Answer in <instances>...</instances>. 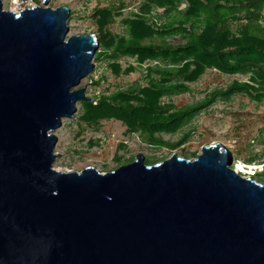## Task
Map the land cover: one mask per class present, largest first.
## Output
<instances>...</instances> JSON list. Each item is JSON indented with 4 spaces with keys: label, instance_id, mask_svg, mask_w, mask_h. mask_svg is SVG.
Masks as SVG:
<instances>
[{
    "label": "water",
    "instance_id": "water-1",
    "mask_svg": "<svg viewBox=\"0 0 264 264\" xmlns=\"http://www.w3.org/2000/svg\"><path fill=\"white\" fill-rule=\"evenodd\" d=\"M49 2L0 0V264H264V180L219 141L194 159L54 167L53 132L93 102L78 87L100 42Z\"/></svg>",
    "mask_w": 264,
    "mask_h": 264
},
{
    "label": "trees",
    "instance_id": "trees-1",
    "mask_svg": "<svg viewBox=\"0 0 264 264\" xmlns=\"http://www.w3.org/2000/svg\"><path fill=\"white\" fill-rule=\"evenodd\" d=\"M120 11L112 5L96 7L93 12L100 42L94 61L130 57L137 58L139 66L148 60L165 64L147 67L149 82L145 87L94 96L92 103L81 102L82 122L98 128L104 120H121L128 133H139L149 144L177 150L195 130L176 142L164 140L163 134H177L195 114L217 101H229L236 94L264 101V0H142L138 11L121 21L124 30L118 35L112 28L123 16ZM109 68L116 76L122 73L119 63ZM209 68L252 76L216 89L193 105L176 108L163 102L167 96L189 90L186 82H195ZM135 70L133 66L127 69ZM91 83L97 86L100 81L91 78ZM225 147L235 157L233 167L238 163L254 165L237 158L245 149ZM125 148L123 144L120 150ZM150 160H146L148 164L157 162ZM256 178L260 177H254L259 181Z\"/></svg>",
    "mask_w": 264,
    "mask_h": 264
},
{
    "label": "rangeland",
    "instance_id": "rangeland-1",
    "mask_svg": "<svg viewBox=\"0 0 264 264\" xmlns=\"http://www.w3.org/2000/svg\"><path fill=\"white\" fill-rule=\"evenodd\" d=\"M44 0H4L5 10L21 11L28 7L43 6ZM142 0H50L49 7L55 9L67 6L74 13L68 20L69 35L97 33V25L92 18L96 7L108 8L115 5L121 8L123 14L118 18L112 30L115 34H122L124 18L138 11ZM183 6L182 8H184ZM264 27V22H262ZM97 35V34H96ZM146 43H149L148 41ZM119 63L122 67L120 76L112 73L110 64ZM137 58L119 57L116 60L106 58L100 62L94 61L93 72L78 88L85 87L86 96L91 98L101 94L113 95L118 91H128L136 86L145 87L148 84L147 67L161 65L163 61L148 60L139 66ZM133 66V72L127 69ZM252 75H230L216 68H209L195 82H186L189 90L167 96L163 102L176 108L193 105L204 100L216 89H225L234 81H247ZM94 81H100L97 86ZM175 82H181L174 80ZM77 112L73 118L63 119L62 126L53 134L58 138L56 154L60 157L54 167L57 169L81 171L94 166L102 172L111 171L128 163L142 154L146 160L152 162L169 158L173 153H189L186 157L194 159L201 153V149L208 143L221 142L223 146L243 148L245 151L237 157L243 162L254 165L236 164L233 167L240 173L249 176L262 174L264 180V101L262 103L251 99L245 94H236L229 101L219 100L208 109L195 114L184 124L177 134H163L164 140L176 142L182 135L192 129L195 130L188 142L177 150L149 144L139 133H128V126L121 120L110 119L101 122V127L90 126L81 121L83 106L76 104ZM124 150H120L122 145ZM186 155V154H184ZM233 156V154H232ZM234 157V156H233ZM235 160V157H234ZM236 162V161H235ZM257 173V174H255ZM260 181V180H259ZM261 184L264 185V182Z\"/></svg>",
    "mask_w": 264,
    "mask_h": 264
},
{
    "label": "clouds",
    "instance_id": "clouds-1",
    "mask_svg": "<svg viewBox=\"0 0 264 264\" xmlns=\"http://www.w3.org/2000/svg\"><path fill=\"white\" fill-rule=\"evenodd\" d=\"M236 166H237V165L235 164L234 167H236ZM242 175H243V176H246V174H243V173H242ZM253 177H255V176L253 175Z\"/></svg>",
    "mask_w": 264,
    "mask_h": 264
},
{
    "label": "bare ground",
    "instance_id": "bare-ground-1",
    "mask_svg": "<svg viewBox=\"0 0 264 264\" xmlns=\"http://www.w3.org/2000/svg\"><path fill=\"white\" fill-rule=\"evenodd\" d=\"M232 154V153H231ZM230 159V158H229ZM232 159H233V161H234V157L232 156ZM56 162V161H55ZM55 164V163H54ZM239 172V171H238ZM240 173V172H239Z\"/></svg>",
    "mask_w": 264,
    "mask_h": 264
}]
</instances>
